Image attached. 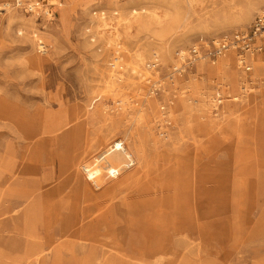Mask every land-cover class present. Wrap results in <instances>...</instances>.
<instances>
[{"label": "rangeland", "instance_id": "rangeland-1", "mask_svg": "<svg viewBox=\"0 0 264 264\" xmlns=\"http://www.w3.org/2000/svg\"><path fill=\"white\" fill-rule=\"evenodd\" d=\"M34 1L40 2L36 12L27 4ZM249 1L19 0L18 6L0 0V97L15 109L11 118H0V264H102L103 256L81 238L86 229L62 235L61 226H69L59 220L41 233V253L30 258L26 252L19 239V152L25 147L19 107L42 117L79 108L91 156L122 139L145 147L143 170L157 176L153 190L130 199L128 209L117 199L110 210L102 204L92 224L105 241L117 236L115 249L137 258L150 252L145 264H264V50L249 72L238 67L234 50L229 68L218 70V57L174 71L179 53L201 39L249 28L264 10L243 8ZM5 3L10 8L3 9ZM106 20L121 24V38L112 27L98 33ZM32 32L44 39L46 52ZM217 92L224 97L220 109ZM85 109H99L102 117L87 123ZM233 116L241 120L230 128L225 118ZM59 149L68 152L63 136ZM132 156L126 163L111 156L106 176L117 167L131 177L137 169ZM51 172L41 168L39 177ZM83 187L74 184L71 192L80 196Z\"/></svg>", "mask_w": 264, "mask_h": 264}, {"label": "bare ground", "instance_id": "bare-ground-1", "mask_svg": "<svg viewBox=\"0 0 264 264\" xmlns=\"http://www.w3.org/2000/svg\"><path fill=\"white\" fill-rule=\"evenodd\" d=\"M140 1L149 4L152 0ZM16 2L20 6L19 0H16ZM52 2H55V0H52ZM27 4L30 10L36 12L37 5L40 2L34 1ZM3 5V9L10 8V3ZM263 5L264 0H250L243 8L257 6L259 9ZM47 13L51 16L49 11ZM30 21V24L34 22V20ZM120 25V23L115 24L106 20L98 23L97 30L102 35L109 27H112L116 35L121 38ZM220 28H223V26H220ZM19 33L22 34L23 32L19 31ZM32 34L33 38L36 37L34 39L40 52H46L47 45L44 39L39 37L38 33L32 32ZM229 53L234 54L233 51H229L218 59L223 67L229 68L233 61L234 55H228ZM234 72L232 71V75H234ZM78 109L76 107L69 108L59 114L42 117L39 114L31 115L19 107V136L25 141L24 150L19 152V168L27 170L35 164L39 173L41 168L46 166L52 169L48 177L41 178L43 183L41 189L31 188L19 192V198H23L19 200V208L22 206L20 209L22 215L19 217V225H22V227L19 226V239H24L27 246L30 242L39 241L41 233H50L59 220L61 224L64 221L69 226L66 229L61 226L62 235L70 236L79 230L86 229L81 238L90 241L89 246L93 253L99 247L102 248L103 256L99 260L102 264L148 263L152 258L148 254L150 252L145 254L144 258L129 255L123 249H115L112 242L117 239L115 234L105 241L100 235H96L92 229V224L99 218V215L96 217L95 214L105 207L102 204L110 203L107 207L110 210L119 201L120 205L128 209L130 199L141 197L153 190V182L157 176L151 177L149 173L146 174L143 170L145 147L135 143H127L122 139L116 142L112 141V144L108 145L102 153L91 156L90 141L88 138L85 139L81 136L83 130L80 128L81 120ZM14 110L4 96L0 97V118H11L15 114ZM82 116H87V123L102 117L99 109L92 112L85 109ZM226 119L227 125L231 128L232 123L239 122L241 117L233 116ZM136 135L134 134L133 137H136ZM62 136L68 150L65 155H62L60 153L61 149H59L62 144ZM56 153L59 154V157L56 156ZM111 156L115 160H119L120 163L128 162L130 156L135 157V163L137 164L135 173L131 177L124 178L116 167L112 170L111 175L107 177V166L112 164ZM176 160L178 162V159ZM177 162L173 165H176ZM59 165H62V167H58ZM4 169L5 159L0 154V185ZM154 171H158V168ZM24 180H26L25 177L23 179L19 178L20 183H23ZM30 182L36 184L37 180L33 179ZM81 182H84L81 195L73 194L71 190L74 184L80 186ZM32 186L34 187V185ZM119 191L124 193L120 197H118L120 193H117ZM2 204L0 196V206ZM63 213H66V216L62 220ZM110 228L107 230H114V227ZM42 251L43 248L38 253ZM94 258L95 256L92 258L93 261Z\"/></svg>", "mask_w": 264, "mask_h": 264}, {"label": "built area", "instance_id": "built-area-1", "mask_svg": "<svg viewBox=\"0 0 264 264\" xmlns=\"http://www.w3.org/2000/svg\"><path fill=\"white\" fill-rule=\"evenodd\" d=\"M92 41H94L93 38ZM230 50L236 52L238 67L245 72L251 71L255 55L264 50V10L246 30L235 31L216 39H201L189 50L181 51L177 57L174 71L177 74H182L186 67L193 66L197 61L208 60L214 62ZM150 66L156 68L158 65L156 62H152ZM138 75L145 79L147 83H152L153 87L158 84V81H153L144 73H138ZM223 98L221 92L216 93L217 109H220L219 106L222 105ZM234 99H237V97H234Z\"/></svg>", "mask_w": 264, "mask_h": 264}, {"label": "crops", "instance_id": "crops-1", "mask_svg": "<svg viewBox=\"0 0 264 264\" xmlns=\"http://www.w3.org/2000/svg\"><path fill=\"white\" fill-rule=\"evenodd\" d=\"M16 5L17 2H15ZM19 6V5H18ZM261 58V57H260ZM262 59V58H261ZM218 70L220 67H222V64H221V61L218 63ZM242 117V115H240ZM58 155L59 157V154L56 153V156ZM36 166L35 164L30 166L29 168H27V170H23L22 168H19V178L23 179L25 177L26 181H30V180H37L38 184L37 186H27V185H24V183H20L19 182V192L20 191H23L24 189H31V188H37V189H41L42 187V180L41 178L39 177V172L36 170ZM23 198H19V200H21ZM22 208V206H21ZM20 208V209H21ZM19 209V217L22 215L21 214V210ZM20 227H22V225H19ZM43 248V242L42 241H36V242H30L29 245L27 246L26 244V252L29 254V257L31 258V256H33L34 254L38 253L41 249Z\"/></svg>", "mask_w": 264, "mask_h": 264}]
</instances>
